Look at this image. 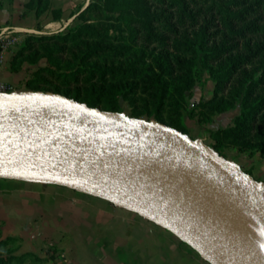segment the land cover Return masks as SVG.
I'll return each mask as SVG.
<instances>
[{
  "label": "trees",
  "instance_id": "1",
  "mask_svg": "<svg viewBox=\"0 0 264 264\" xmlns=\"http://www.w3.org/2000/svg\"><path fill=\"white\" fill-rule=\"evenodd\" d=\"M23 7L22 16L50 13L55 23L64 15L50 0H27ZM74 19L77 24L64 32L29 36L11 57L12 74L45 60L23 92L58 94L121 113L120 104L142 89L137 69L118 61L132 54L125 43L129 37L142 48L140 57L151 49L145 56L153 58L142 78L150 99L141 113L188 135L182 112L193 115L184 93L208 76L213 95L201 105L198 122L208 124L214 114L239 110L230 126L207 130L210 148L224 159L225 147L264 158V0H91ZM172 91V116L165 118ZM15 242L0 241V264L46 261L32 253L14 256Z\"/></svg>",
  "mask_w": 264,
  "mask_h": 264
},
{
  "label": "water",
  "instance_id": "2",
  "mask_svg": "<svg viewBox=\"0 0 264 264\" xmlns=\"http://www.w3.org/2000/svg\"><path fill=\"white\" fill-rule=\"evenodd\" d=\"M61 108L70 115L57 117ZM115 155L147 157L201 177L264 232V184L211 153L200 140L154 121L103 112L58 94H0V177L62 185L121 206L65 182L36 177L54 165ZM121 207L147 217L201 254L154 219Z\"/></svg>",
  "mask_w": 264,
  "mask_h": 264
},
{
  "label": "crops",
  "instance_id": "3",
  "mask_svg": "<svg viewBox=\"0 0 264 264\" xmlns=\"http://www.w3.org/2000/svg\"><path fill=\"white\" fill-rule=\"evenodd\" d=\"M26 1H3L0 17L12 21ZM17 79L0 64V81ZM5 240L16 241L14 256L32 253L46 260L40 264H211L127 208L62 185L0 177V241Z\"/></svg>",
  "mask_w": 264,
  "mask_h": 264
},
{
  "label": "bare ground",
  "instance_id": "4",
  "mask_svg": "<svg viewBox=\"0 0 264 264\" xmlns=\"http://www.w3.org/2000/svg\"><path fill=\"white\" fill-rule=\"evenodd\" d=\"M69 115L61 108L56 116ZM36 177L59 180L137 210L178 234L212 264H264V232L190 172L147 157L115 155L54 165ZM200 186L214 202L199 197ZM249 225L259 240H251Z\"/></svg>",
  "mask_w": 264,
  "mask_h": 264
},
{
  "label": "rangeland",
  "instance_id": "5",
  "mask_svg": "<svg viewBox=\"0 0 264 264\" xmlns=\"http://www.w3.org/2000/svg\"><path fill=\"white\" fill-rule=\"evenodd\" d=\"M3 1H5V3L7 4L11 0H0V7L3 6ZM90 1L91 0H50L51 7L60 8L64 14L62 20L55 25H49L50 23H52L50 13H44L39 18H36L34 12L30 11L26 14V16H22V13L25 12L24 7L18 16L12 18L15 21L14 24L12 23L13 20L10 21L9 17L6 14L3 17H0V64H3L4 62V68L9 72L8 63L11 57L18 51L21 44L29 36H40L45 34L64 32L66 29L75 26L77 24L76 19H74L76 13L82 7L84 9ZM125 43L126 45L131 46L132 54L125 53V56L119 57L118 61L122 62V65L124 67L133 65L137 69L138 77L136 80H138L137 82L142 89H139L135 94H133V96L131 97V102H123L120 104L121 113L114 114L125 115L136 120L153 121V116L141 113L144 101L150 99L147 94L143 93V87L141 86V84L142 78L147 73V68L150 65H153V58L150 56H145L146 53L148 55L151 49L146 50L143 56L140 57L139 55L142 51V48L137 43H133L129 37L127 38ZM43 66H45V60L43 59L35 66L24 64L21 68V71L17 74H14L18 78L17 81L13 83L0 81V83L9 85L12 88L11 93L23 92L25 90L26 82L28 80H32L33 73L39 67ZM205 78L206 81L204 83H196L189 91H186L184 93L186 106L188 105V109H192L193 117L189 116L187 109H184L182 112L183 123L185 125L187 134L189 136L191 135L190 137L198 140L201 139L200 141L207 147V149L211 153L217 154L213 149L210 148V145L213 143V141L207 133V130L224 129L230 126L239 110L235 109L233 111L222 114H214L212 115V117H210V121L208 124L202 125L201 123H199V114L203 111L201 105L212 97L214 90V83L208 79V76H206ZM173 97H175V93L172 91L171 97L166 102V111L164 112L165 118H168V116L170 117V115L172 116L171 112L173 110V104L171 102V98ZM100 110L107 113H113L108 110ZM139 113H141L142 115L137 116L136 118V114ZM222 154L227 161L234 163L235 165L241 167V169H244L243 171L253 175L254 181L260 183L263 182L264 184V158L261 157L259 153H256L253 156H248V154L246 153H239L233 147H225L222 150ZM198 188L199 197L202 200L211 202L215 201L213 196L206 189H204L202 186ZM248 227L250 229L249 237L251 238V240H259V235L255 231V229L250 225ZM208 262L210 261L208 260Z\"/></svg>",
  "mask_w": 264,
  "mask_h": 264
},
{
  "label": "built area",
  "instance_id": "6",
  "mask_svg": "<svg viewBox=\"0 0 264 264\" xmlns=\"http://www.w3.org/2000/svg\"><path fill=\"white\" fill-rule=\"evenodd\" d=\"M12 92V88L7 84L0 83V94H8Z\"/></svg>",
  "mask_w": 264,
  "mask_h": 264
},
{
  "label": "snow or ice",
  "instance_id": "7",
  "mask_svg": "<svg viewBox=\"0 0 264 264\" xmlns=\"http://www.w3.org/2000/svg\"><path fill=\"white\" fill-rule=\"evenodd\" d=\"M261 247H264V244H262Z\"/></svg>",
  "mask_w": 264,
  "mask_h": 264
}]
</instances>
